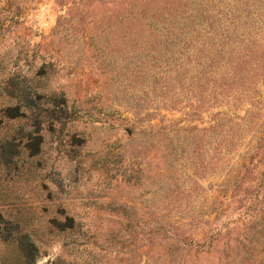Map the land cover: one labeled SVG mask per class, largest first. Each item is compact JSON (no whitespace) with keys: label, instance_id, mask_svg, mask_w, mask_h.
<instances>
[{"label":"rangeland","instance_id":"374dc122","mask_svg":"<svg viewBox=\"0 0 264 264\" xmlns=\"http://www.w3.org/2000/svg\"><path fill=\"white\" fill-rule=\"evenodd\" d=\"M223 34L222 101L159 66ZM258 62L261 0H0V264H264Z\"/></svg>","mask_w":264,"mask_h":264},{"label":"trees","instance_id":"16d2710c","mask_svg":"<svg viewBox=\"0 0 264 264\" xmlns=\"http://www.w3.org/2000/svg\"><path fill=\"white\" fill-rule=\"evenodd\" d=\"M264 2V0H261ZM220 33V32H219ZM218 33V35H219ZM187 35H184V37L181 39H175V38H170V42L168 43L167 41L165 42L166 48L170 50V48L176 47L179 45V43L181 44V42L185 45V48L188 47L189 44H191V38L188 39V37H186ZM216 36V35H215ZM207 35L205 37V39L203 40L202 44L200 43L198 47H195V45H192L191 50L193 49V51L191 52V50H187V52L182 51L181 49L183 48V44L179 47V49L175 52L171 51V52H163L160 55L164 56V61H161L162 63L159 65L160 67L162 66V64L164 65V67H188L187 64L191 61L194 62V65L196 64V66L192 65L190 67H193L194 70L196 71V74H193L192 78H196L198 77L195 83V80L193 81L194 83H191L192 89V93L191 95L194 98H197L198 100H201L202 94L203 92H206L207 89L209 87L208 84L211 82H214L217 85H213L211 90L213 88H223L221 89V91L219 93H214L213 94V99L215 100V102H220L222 101V99H224V97H227L226 95H228V90H226L228 87L224 84V82H222V77L221 78H217L216 75H213V73H215L217 71V65L220 64V62L222 60H227L226 58V54H227V49L225 48V42L227 40H225V36L229 37V34H223L222 38H220L219 41L216 40V38ZM215 38V40H214ZM235 37H232V39H234ZM242 40V39H240ZM244 41V40H242ZM245 56V55H244ZM186 59V60H185ZM188 59L190 61H188ZM254 62H257L253 59ZM165 62V63H164ZM230 62V61H229ZM258 64L263 65V62H258ZM259 65V66H260ZM232 68V71L235 73L236 75H239L241 72L239 70V67H230ZM227 69V67H226ZM238 71V72H237ZM211 74V75H210ZM209 75V76H207ZM206 76V77H205ZM202 77H204V79L208 82L207 84L202 83L201 79ZM222 79V80H221ZM239 80H243V76L242 74L238 76ZM219 80H221L220 83ZM213 84V83H212ZM231 84H235V81L232 80ZM230 85V84H229ZM196 89V91H194ZM22 111L20 110V107L17 105H12V106H8L6 108L3 109V113L6 117L8 118H16L18 116H21ZM29 145V149L30 150H36V144L33 143H28ZM38 146V145H37ZM34 153V152H33ZM29 243H27L26 245V254L25 256L27 257H32L33 254L36 252V247L34 246V244L32 243V241L28 240ZM25 249V248H24Z\"/></svg>","mask_w":264,"mask_h":264}]
</instances>
